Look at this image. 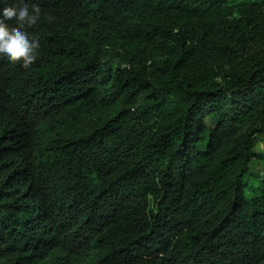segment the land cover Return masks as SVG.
I'll list each match as a JSON object with an SVG mask.
<instances>
[{
  "label": "trees",
  "instance_id": "trees-1",
  "mask_svg": "<svg viewBox=\"0 0 264 264\" xmlns=\"http://www.w3.org/2000/svg\"><path fill=\"white\" fill-rule=\"evenodd\" d=\"M24 2L40 48L0 58V264H264V0Z\"/></svg>",
  "mask_w": 264,
  "mask_h": 264
},
{
  "label": "clouds",
  "instance_id": "clouds-1",
  "mask_svg": "<svg viewBox=\"0 0 264 264\" xmlns=\"http://www.w3.org/2000/svg\"><path fill=\"white\" fill-rule=\"evenodd\" d=\"M41 17V9L36 4L20 0L17 6L0 8V58L9 63L19 62L25 69L37 59L40 38L27 31L33 28ZM8 21L16 26L10 27Z\"/></svg>",
  "mask_w": 264,
  "mask_h": 264
},
{
  "label": "rangeland",
  "instance_id": "rangeland-1",
  "mask_svg": "<svg viewBox=\"0 0 264 264\" xmlns=\"http://www.w3.org/2000/svg\"><path fill=\"white\" fill-rule=\"evenodd\" d=\"M255 150L258 152H262L264 154V143L259 142L257 146L255 147ZM254 170L258 172L260 178H263L264 177V160L256 163L255 166L253 165L250 172ZM249 174L246 176V180L249 185V188H247V191H246L247 195L252 194L253 189L256 188L259 184L258 178L256 179L253 176L250 177Z\"/></svg>",
  "mask_w": 264,
  "mask_h": 264
}]
</instances>
